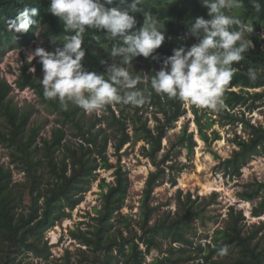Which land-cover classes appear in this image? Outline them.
<instances>
[{"label": "trees", "instance_id": "trees-1", "mask_svg": "<svg viewBox=\"0 0 264 264\" xmlns=\"http://www.w3.org/2000/svg\"><path fill=\"white\" fill-rule=\"evenodd\" d=\"M254 2L260 4V11L255 9ZM49 5L50 0H0V63L17 45L27 46L37 39V24L42 35L49 38L44 44L48 51L62 47V39L53 44L50 38H62L71 33L65 32L63 22L49 12ZM140 6L165 24V41L153 56H138L131 64H125L122 57L113 58L133 76L140 77L137 88L149 96L144 105L110 104L105 107L104 115L89 119L83 108L69 103L65 110L59 99L50 100L44 96L40 82L42 65L38 58L28 60L24 56V65L14 80L15 86L0 75V144L9 156L7 164L0 161V264H34V261L25 262L31 256L48 260L52 251L44 238L45 232L57 225L62 212L77 208L99 179L101 170L111 169H115V180L108 182L102 178L99 183L100 205L86 215L89 219L80 222L85 224L84 228L80 225L71 230V235L89 250L84 249L82 256L76 258L67 255L59 264H146L153 249L162 251L163 255L149 264H264V242L259 235L262 225L249 228L243 211L235 210L234 206L225 227L216 229L212 241L205 245L195 243L189 236L194 226L192 219L203 217V207H196L197 199L192 198L190 192L183 201L180 193V209L176 215L168 214L152 222L157 209L152 204L153 192L162 173L166 168L181 170L173 163L165 166L169 153L160 161L157 156L164 148L163 140L168 136V130L187 113V109L183 107L184 101L156 93L151 79L155 71L161 69L163 60L173 54L174 48H189L198 43L194 37H180L185 36L195 18L203 16L207 19L208 9L201 0H142ZM25 7L38 9V15L33 17L37 24L26 33L9 30L8 21L15 19ZM226 14L241 20V25L234 27L244 29L247 40L253 45L243 53V60L234 63V75L225 86L220 109L225 124L238 123L243 128L242 134L237 133L233 140L236 147L232 154L221 159L218 165L226 176L235 178L242 175L243 167L254 155L264 152V120L253 122L247 117L248 113L264 107V91L258 90L264 87V0H242L241 7L228 10ZM133 15L137 20L136 27H141L143 14ZM246 27L253 31L249 33ZM83 39L82 46L86 50L83 66L107 79L111 50L119 41L109 40L104 31L93 29L86 30ZM249 69L256 70L255 80L249 79ZM16 87L32 88L39 100L55 114L56 124L49 135L42 134L41 122L32 120L33 109L19 106L14 101L12 92ZM151 107L156 120L153 127L146 116ZM192 111L201 138L208 142L207 130L214 125L215 119L203 121L196 105L192 106ZM109 128H115L117 152L132 140H146L149 144L146 154L158 167L146 182L139 218L123 212L132 182L127 170L111 161ZM213 139H220L217 131H214ZM170 141L189 152L196 145L194 133L188 132L187 128ZM15 173H22L23 178H16ZM239 196L245 201L258 200L253 215L264 214V181L247 183ZM165 243H168L166 249ZM230 247L238 248L240 255L223 259L219 250ZM194 253H201L202 259L193 261Z\"/></svg>", "mask_w": 264, "mask_h": 264}, {"label": "clouds", "instance_id": "clouds-1", "mask_svg": "<svg viewBox=\"0 0 264 264\" xmlns=\"http://www.w3.org/2000/svg\"><path fill=\"white\" fill-rule=\"evenodd\" d=\"M142 0H50L49 12L63 22L64 31L71 33L51 37V43L62 39V47L46 51L42 47L30 54L39 57L43 78L40 80L47 99H59L67 110L68 104L83 108L88 113H99L110 104L141 106L149 96L137 88L139 76H133L125 67L111 63L104 75L88 71L82 61L86 50L83 34L88 29L105 32L107 39L119 41L111 50L112 57H122L125 64L143 56H153L165 41V24L140 6ZM208 9V18H195L184 37H194L198 43L186 48L173 49V54L163 60L155 71L151 86L156 93L178 98L201 108L219 111L223 107L225 86L234 75L233 65L244 59L243 53L252 47L243 30L234 26L241 20L226 12L241 7L242 0H201ZM116 6H112V5ZM260 11V4L254 2ZM142 13L144 22L137 28L133 14ZM35 7H25L15 19L8 21L9 30L28 32L37 24ZM38 30L40 26L37 24ZM250 33L253 28H248ZM155 58V57H154ZM34 71V69H33ZM250 80L257 78L256 70L249 69ZM221 248L219 255L226 254Z\"/></svg>", "mask_w": 264, "mask_h": 264}, {"label": "rangeland", "instance_id": "rangeland-1", "mask_svg": "<svg viewBox=\"0 0 264 264\" xmlns=\"http://www.w3.org/2000/svg\"><path fill=\"white\" fill-rule=\"evenodd\" d=\"M246 28L248 29L249 27ZM243 32L245 39H247V32L244 29ZM48 41L49 38L43 36L42 30L40 29L38 30L37 39L30 45L22 47L17 45L16 48L10 50L0 63L1 77L7 78L15 86L14 80L18 76L20 68L24 65V56H27L28 60H33L30 54L38 47H42L48 51L44 46ZM36 58L39 61V57ZM110 63H115L113 57L110 58ZM33 69L35 71L36 67L33 66ZM42 78L43 70L40 75V80ZM258 90L264 91V87ZM12 96L19 106H26L29 109H33L32 120L37 123L41 122L42 134L49 135L51 128L56 124V116L48 110L45 103L39 100L35 91L29 87L25 89L16 87L12 92ZM192 106V104L184 102L183 107L187 109V113L175 122L173 128L168 130V136L163 140L164 148L157 156V160L160 161L166 153H169V160H167L165 166L173 163L178 168L180 167L181 170H170L166 168L165 172L162 173L160 183L155 187V191L153 192L154 199L152 204L157 206V209L152 222L168 214L172 216L176 215L180 209V193L181 201H183L190 192L192 193V198L197 199L196 207H203V217L197 216L193 218L192 223L194 226L189 231V236L194 239L195 243L203 242V245H205L211 242L215 230L225 227L233 206L235 210L243 211L246 216L245 222H247L249 228L262 225L259 235L264 242V214L261 216L253 215V209L258 200L245 201L239 196V192L244 189L247 183L255 180L264 181V152L260 155H254L250 159L248 164L243 167V172L240 177L230 178L226 176L223 169L218 165L221 159H225L232 154L236 147L233 140L237 133L242 134V125L238 123L225 124L223 116L220 114L221 110L213 111L197 106L200 108L203 121L215 119L214 125L207 130L210 140L206 142L199 134ZM114 108H116V105H114ZM116 109L117 113H119L118 108ZM151 110H153V107L146 113V116L150 118L149 124L153 127L156 124V120ZM104 113L105 109L99 113L86 112L89 119L101 117ZM159 115L163 116L162 114ZM247 117L251 118L253 122L263 121L264 107L248 113ZM105 126L107 125L105 124ZM186 128L188 132L194 133V139L196 141L194 150L191 152L187 148H182L180 144H173L170 141L176 138L177 133H181ZM114 129L109 128V133L112 135V140L109 144L111 161L127 170L132 182V187L123 212L133 215L134 218H139L142 211L141 199L144 196L146 182L151 173L158 170V167L146 154L149 149V144L146 140H132L117 152L114 147V143L117 140ZM214 131L219 133L220 139H213ZM131 134H133L132 130ZM199 138L202 142L199 141ZM0 161L6 164L9 161L7 149L1 144ZM114 170H101L99 179L94 182L92 189L87 192L85 199L77 208L75 210L66 209V211L61 213L57 225L45 232L44 238L48 240L52 251L50 258L46 260L31 256L26 258L25 262L34 261V264H45L46 262L59 264L67 255L76 258L82 256L84 249L89 250L87 245H84L71 235V230L80 225L84 228L85 224L82 225L80 222L89 219L86 215L91 213L94 207L99 206L101 203L102 194L99 186L101 179L105 178L108 182H113L115 180ZM15 176L18 179L23 178L22 173H15ZM208 184H211V186L208 187ZM215 193L214 200H211L212 195ZM63 217L68 218L62 221ZM167 247L168 243H165L164 249ZM188 250L191 251V248H188ZM162 255V251L153 249L152 253L147 257L146 264H149L154 258ZM239 255L238 248L230 247L222 258L230 260ZM201 257V253H194L193 261L198 262L202 259ZM29 264L31 263L29 262Z\"/></svg>", "mask_w": 264, "mask_h": 264}, {"label": "bare ground", "instance_id": "bare-ground-1", "mask_svg": "<svg viewBox=\"0 0 264 264\" xmlns=\"http://www.w3.org/2000/svg\"><path fill=\"white\" fill-rule=\"evenodd\" d=\"M199 141L202 142L200 138H199ZM210 186H211V184H208V187H210Z\"/></svg>", "mask_w": 264, "mask_h": 264}]
</instances>
